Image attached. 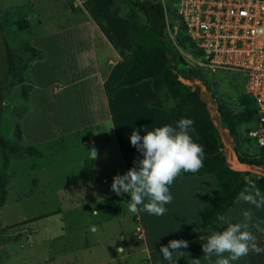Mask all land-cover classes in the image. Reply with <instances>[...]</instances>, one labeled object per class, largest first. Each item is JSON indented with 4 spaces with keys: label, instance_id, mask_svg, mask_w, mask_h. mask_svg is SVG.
Here are the masks:
<instances>
[{
    "label": "rangeland",
    "instance_id": "obj_1",
    "mask_svg": "<svg viewBox=\"0 0 264 264\" xmlns=\"http://www.w3.org/2000/svg\"><path fill=\"white\" fill-rule=\"evenodd\" d=\"M165 1V6L170 10L169 21H173L171 11L174 1ZM120 2L0 0V16L9 13L8 21L13 20L16 24L27 17L31 23L28 29L14 25L6 30V34L0 29L1 134L7 141L13 142L11 138L15 124L19 121L26 132L24 143L32 146L31 141L37 139L39 144L34 146L42 153L40 157L12 155L10 167L4 171L5 151L0 150V176L3 173L7 180L8 192L6 203L0 210V264H168L160 248L162 245L167 246L170 240L179 239L187 240L189 246L181 249L177 264H196L195 260H199V264H215L218 259L215 255L206 258L202 251V244L206 243L211 233L203 229L201 215L204 205L217 188L215 176L185 177L180 174L169 186L173 200L165 205L171 209L165 216L143 211L132 214L128 210L130 196H117L111 191L113 177L126 173L124 165L128 161L126 155L119 152L112 122L106 120L98 126L74 133L69 130L64 135L63 130L59 132L56 122L69 117L71 124H74L72 119H83L81 110L86 106L75 109L77 103L74 105L70 97L77 86H68L67 78L57 73L50 81L51 89L46 88L38 99H32V91L30 94L26 92L25 96L22 85H10L12 81L7 77L10 55L6 42L16 51V55L22 56L27 62L29 58L21 52L33 38L38 37H44L45 47L54 63L58 58L61 63V59L69 54L68 49H71L76 50L77 53L72 52L73 57L81 63L83 58L93 56L100 59L102 66H105L107 56L113 55L112 50L105 47V39L112 42L113 38L122 59L118 57L113 62L114 71L110 68L112 76L127 71L126 60L134 46L130 22L124 15L125 5ZM131 2L134 0H127L128 4ZM42 52L44 58L39 61L47 58V52ZM64 69L69 74V69ZM205 72L215 91L210 88L211 85L208 87L199 80L185 83L198 86L201 98L207 102L210 117L220 134L227 163L234 171L249 173L251 181L264 177V168L243 164L240 159L243 152L248 150L255 154L258 148L255 145L249 148L244 143L237 144L221 125L219 99L229 104L231 109L240 110L238 98L245 91L243 75L225 70ZM30 77L35 83L31 73ZM144 98L148 102L160 100V96L151 90L143 96L144 101H137V106L147 103ZM141 112L147 115L143 110ZM159 112L158 117L170 119L167 110ZM78 120L76 124L79 125L81 122ZM118 124L123 125V120ZM40 127L44 135L39 132ZM190 134L203 146L195 133ZM88 135L90 139L93 135L95 141V149L91 151L92 146L85 140ZM244 137L245 134L241 133L240 138ZM133 158L129 155L132 167L136 161ZM182 192L186 199L180 205L177 196L182 195ZM191 198L193 200L189 204ZM233 209L226 215L231 217L232 223L243 221L242 213L247 209L254 213L253 224L264 222V207L256 209L240 201ZM94 210H98L99 215ZM106 215H113L114 218L105 221ZM139 216L145 225L141 226L137 222L136 217ZM223 227L226 225L218 221L212 229L222 231ZM261 227H264V223H261ZM250 230L257 236L258 245L264 248V234L255 228ZM202 236L205 239H201ZM121 248L124 250H118ZM223 255L227 257L229 254ZM230 264H264V253L256 255L250 252Z\"/></svg>",
    "mask_w": 264,
    "mask_h": 264
},
{
    "label": "trees",
    "instance_id": "obj_2",
    "mask_svg": "<svg viewBox=\"0 0 264 264\" xmlns=\"http://www.w3.org/2000/svg\"><path fill=\"white\" fill-rule=\"evenodd\" d=\"M173 1L174 9L171 11L173 21L170 27L173 28L177 24L180 29L175 43L168 34L166 8L161 0L155 2L134 0L130 4L127 0H121L120 3L125 5L124 15L131 26L134 45L133 64L122 80L113 87L109 96L115 95L122 88L151 81L153 91L160 96V100L151 104L153 108L167 110L174 122H178L181 118H190L194 121V132L203 142V167L196 173L182 171L181 174L186 177L213 175L217 179V188L205 204L201 215L202 227L207 230L218 221V217L225 216L231 210L238 201L239 193L249 184H255L261 194H264V177L251 181L249 173L237 172L230 168L222 152L220 134L210 117L207 102L200 96L199 87L179 80L183 77L187 81L199 80L208 87L211 85L205 69L192 65L186 57V55H191L195 59H202L203 54L193 42L184 36V27L177 15L178 0ZM169 12L170 10L167 13ZM7 15L9 13L3 17L0 16V29L3 33L6 34V30L13 28L14 25L22 29L30 28L28 21L21 20L16 24L13 20L8 21ZM6 45L10 55L7 72L8 79L12 81L10 85L11 87L17 84L22 85V92L26 96L25 93L30 94L34 85L30 77V69L35 61L44 58V53L29 43L21 52L29 58L27 62H24L23 57L16 55L14 53L16 51L11 49L7 42ZM210 88L214 90L215 87L211 85ZM238 101L240 110L236 111L231 109V106L227 105L224 100L219 99L222 128L230 133L237 144L244 143L249 148L255 145L258 148L255 154L248 150L240 154L243 164L264 168V153L257 146V142L249 137V133L256 125L258 110L253 99L244 92L240 94ZM1 131L0 128V150L5 151L4 171L9 169L12 155L42 156L35 146L24 143L22 125L19 121L15 124L11 138L13 142L7 141ZM241 133L245 134L243 139L240 138ZM1 174L0 210L5 205L8 196L7 180L4 179L3 173Z\"/></svg>",
    "mask_w": 264,
    "mask_h": 264
},
{
    "label": "clouds",
    "instance_id": "obj_3",
    "mask_svg": "<svg viewBox=\"0 0 264 264\" xmlns=\"http://www.w3.org/2000/svg\"><path fill=\"white\" fill-rule=\"evenodd\" d=\"M194 121L181 118L176 126L164 125L151 131L145 129V135L133 130L130 143L142 153L143 158L134 161V166L125 174L113 177L111 191L117 196H130L128 210L132 214L147 212L155 216H163L166 204L172 202L169 186L181 172L196 173L203 167L204 148L193 141L190 132H194ZM239 201L251 204L256 209L264 207V195L249 184L238 195ZM147 200V202H145ZM142 206V207H138ZM243 221L232 223L229 216H220L218 220L226 227L222 231H213L202 244L206 258L218 257L215 264H230L250 252L259 255L264 248L258 245V239L250 228L264 234L262 221L252 223L254 213L251 209L242 213ZM201 239H205L201 237ZM187 240H170L167 246H161L160 252L168 264H177L181 257V249L188 248ZM123 250V249H118ZM228 253L225 257L223 254ZM199 264V260H195Z\"/></svg>",
    "mask_w": 264,
    "mask_h": 264
},
{
    "label": "crops",
    "instance_id": "obj_4",
    "mask_svg": "<svg viewBox=\"0 0 264 264\" xmlns=\"http://www.w3.org/2000/svg\"><path fill=\"white\" fill-rule=\"evenodd\" d=\"M24 20L29 22L27 17H24ZM29 24L31 28V23L29 22ZM43 39L44 37L33 38V40H31L30 42L35 48L41 51L47 52V58L43 61H35L30 69L31 76L32 78H34V81H35L32 92L30 94L31 98L38 99L40 97V93L44 92L46 88L51 89L52 83L50 81L57 75V73H59V74H62L64 78L65 77L67 78L68 86H72V85L77 86V90L70 94L71 100L74 101V105H75V102L77 103V106L75 109H77V107L86 106L84 109L81 110V113L83 112L84 114L83 119L79 118L78 120V118H75L76 120L81 122V124L79 125L76 124L77 121L75 119H72L74 124H71L69 117L67 120L62 119L61 121L56 122V124L60 128L59 132L63 130L64 132L63 134L65 135L69 132V130H72L74 133L77 130L88 129V128H91V126L93 127L94 125L98 126L97 124H101V122L103 121L110 120L112 122V129L117 138L119 152H121L123 155H126V159H128L127 163L124 165L125 170L127 172L130 168H132L131 162L129 163V155L130 157L134 156L133 159L136 161L143 158L142 153L138 152L137 149L133 147L130 143V135L133 130L139 131L140 135L143 136L146 134L145 129L148 131H151L157 127H161L164 125H172L173 123H177L171 120V118L166 119L165 117L161 115H160L161 117L157 116V114L160 113L159 111H161V109H156L151 106V104L155 103L156 101L148 102L144 98L147 103L137 106V101H139V99H141V101H144L143 96H145L146 94H149L150 91L153 90L151 81H145L138 85L122 88L115 95L111 97L109 96L110 91L113 89V87L120 80H122L126 72L132 66L133 50L131 52V55H129L128 59L126 60V66H128V70L127 71L124 70V72L120 73L119 75L112 76V73L114 71V65H112L113 62L116 59H118V57L120 60L122 59L120 55L121 51L118 49L119 47L115 45V41L113 38H112V42L104 38L105 44H106L105 47H107V49H111L113 52V55L111 54L107 56V59L105 61V66H102V62L100 61L98 57H93V56L83 58V63H81L78 60V58L73 57L74 54H72V52L73 51L76 52V50H71V49H68L69 54L65 56L63 59H61V63H60L59 58H58V61L54 63L49 55V50L45 47V42ZM64 68L69 69V74L67 73V70H65ZM44 94L47 95V93H44ZM90 107H93V108L90 109ZM141 110H143L144 113H146L148 116L142 115L143 112H141ZM38 120L37 122H40ZM121 120H123V125L118 124V122ZM221 125H222V122H221ZM175 126L176 125L173 124V127ZM22 130H23V127H22ZM39 132L42 135H44L42 127L39 128ZM190 135L193 141L199 144L195 140L194 136L192 134ZM23 136L24 138L26 136L25 129L23 130ZM91 138L92 139H90V136L88 135L87 138L85 139L92 146L90 151L92 149H95V145H94L95 141H94L93 135ZM43 140L50 141L48 138L46 139L43 138ZM87 142L84 144H87ZM35 144L36 145L39 144V141H37V139H34L33 141H31L32 146H34ZM193 177H196V176H193ZM104 182L107 183V180L104 179ZM182 195L185 198L182 197ZM182 195L177 196V202L180 205L186 199L184 192H182ZM192 200H193L192 198L191 200H189V204L192 202ZM238 203H240L239 200L233 205V208H235V206ZM166 209L167 211L171 210L169 208H166ZM94 213L95 214L98 213V210H94ZM105 217H106L105 221H108L111 218H114L113 215H106ZM136 220L138 223L141 224V226L145 225L143 218L141 216L136 217ZM214 225H212L209 229L207 230L204 229V230L209 231L212 234L214 230L212 229V227H214Z\"/></svg>",
    "mask_w": 264,
    "mask_h": 264
},
{
    "label": "built area",
    "instance_id": "obj_5",
    "mask_svg": "<svg viewBox=\"0 0 264 264\" xmlns=\"http://www.w3.org/2000/svg\"><path fill=\"white\" fill-rule=\"evenodd\" d=\"M161 1L175 43L180 29L170 27L166 1ZM177 15L184 36L203 54L202 59L186 55L192 65L243 75L244 93L258 110L250 137L264 153V0H178Z\"/></svg>",
    "mask_w": 264,
    "mask_h": 264
},
{
    "label": "water",
    "instance_id": "obj_6",
    "mask_svg": "<svg viewBox=\"0 0 264 264\" xmlns=\"http://www.w3.org/2000/svg\"><path fill=\"white\" fill-rule=\"evenodd\" d=\"M179 80L184 82V83L187 82V80H185L183 77H180ZM94 155H96V152H94Z\"/></svg>",
    "mask_w": 264,
    "mask_h": 264
}]
</instances>
